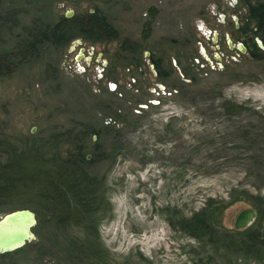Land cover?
<instances>
[{
  "label": "rangeland",
  "instance_id": "1",
  "mask_svg": "<svg viewBox=\"0 0 264 264\" xmlns=\"http://www.w3.org/2000/svg\"><path fill=\"white\" fill-rule=\"evenodd\" d=\"M14 4L17 30L35 14L54 20L97 9L118 37H74L0 74V167L10 147L32 145L49 161L85 127V170L102 180L104 195L92 256L73 219L55 224L30 184L4 182L9 195L0 199V216L28 208L36 221L44 218L27 241H34L29 254L11 252L0 264H261L238 248L243 232H228L230 248L222 240L215 248L171 226L211 198L214 209L225 204L211 214L218 229L235 230V213L250 206L249 226L264 239V136L246 139L237 128L264 130V36L250 33L245 0H0L2 8ZM14 31L0 25V46L12 44ZM248 37L257 49L238 50ZM149 53L167 75L158 76ZM223 97L257 112L229 121L214 113ZM67 130L55 151L46 147Z\"/></svg>",
  "mask_w": 264,
  "mask_h": 264
},
{
  "label": "trees",
  "instance_id": "2",
  "mask_svg": "<svg viewBox=\"0 0 264 264\" xmlns=\"http://www.w3.org/2000/svg\"><path fill=\"white\" fill-rule=\"evenodd\" d=\"M245 2L247 4V10L244 14L245 23L253 24L249 28L252 36L263 38L264 0H254L253 3H250V0H245ZM20 10L15 7V4L11 8L0 6V25L9 23L10 28L15 30L12 44L8 47L0 46V74L9 72L20 63L37 59L45 48L63 47L69 39L74 37L89 41L112 40L118 37L117 29L97 9L74 13L70 16H65L62 13L54 20H49L43 16L38 17L39 15L35 14L17 30ZM250 45L254 49L258 47L254 42H251ZM252 54L256 55L253 51ZM210 108L214 109L213 106ZM216 108L214 113L224 116L229 121L247 112L251 114L257 112L253 106L251 107L245 102L225 97L220 98ZM258 117L264 121V115L260 112ZM238 126V132L243 138H252L253 135L258 134L261 137L264 136V130H253L248 125L244 126V123L237 125V128ZM86 130L87 128L83 127L75 131L73 136H70V130L57 131L53 134L49 142L46 143V147L52 148L53 151H55L58 144L55 141L56 138L59 139L64 134H67L66 136H70V138L66 142L68 145H66L67 147L64 148L63 152L56 151L51 157H48L50 162L45 158L43 159L42 153H39L38 149L32 147V145H27L17 152L15 148L10 147L8 161L4 167H0V199L9 195L6 192L7 189L4 190L5 186L2 185L4 182L6 188L8 186L16 187L21 182L30 184L35 189L36 195L34 197L36 199L41 198L44 201L43 204L41 203L42 208L54 217L51 221L55 224H63L73 219L74 224H78L81 230L85 231L84 244L87 248L92 249V256H96V240L98 239L96 228L100 204L104 195L101 186L102 180L85 170L84 165L89 161L86 158V147L84 146V133ZM218 202L219 205L214 209V206H211L214 202L211 201V198H208L203 206L190 211L186 216L180 217L176 225H173V222L170 221L171 226H175V228L194 238H205L206 242L214 245L215 248L218 247V240H222L223 245L230 248L233 241L231 240V234H228V232H243L241 238L236 239L238 248L244 253L251 252L253 253L252 256H259L261 264H264V239L259 233H256L254 228L248 225L239 230L234 228L235 230L226 232V230L218 229L213 224L211 214L213 211L220 213L225 206L223 201ZM257 211L258 219H261V208L258 207ZM42 218L44 217L38 219L32 226L33 232L39 230ZM33 243L26 241L13 250L0 252V258L6 257L11 252L27 256L30 252L27 247ZM73 245L74 242L72 241L66 243L71 251ZM35 250L39 253L38 249Z\"/></svg>",
  "mask_w": 264,
  "mask_h": 264
},
{
  "label": "water",
  "instance_id": "3",
  "mask_svg": "<svg viewBox=\"0 0 264 264\" xmlns=\"http://www.w3.org/2000/svg\"><path fill=\"white\" fill-rule=\"evenodd\" d=\"M64 15L70 16L71 14L69 11H65ZM75 41L79 40L75 39ZM227 43L231 47L230 41H227ZM238 47L241 51L244 50L241 43H238ZM80 50L81 48H79ZM87 157L88 154H86ZM255 215L256 212L253 207H242L235 213L232 227L240 229L248 226L254 220ZM35 221L34 212L28 208H16L3 213L0 216V252L13 250L31 240L34 237L32 226Z\"/></svg>",
  "mask_w": 264,
  "mask_h": 264
},
{
  "label": "flooded vegetation",
  "instance_id": "4",
  "mask_svg": "<svg viewBox=\"0 0 264 264\" xmlns=\"http://www.w3.org/2000/svg\"><path fill=\"white\" fill-rule=\"evenodd\" d=\"M249 39H250V37H248L247 40L245 39V42H244V50L245 49H249V47H250ZM236 47L238 48V50H240L238 46H236ZM138 51L141 52V50H139V49H138ZM144 56L145 57H148L150 65L154 68V70L157 72V74H158L159 77L167 75V73H168L167 69H165L164 71H162V69H160L161 63H160L159 59L157 60L150 53L149 54H146ZM139 59H140V55L136 58V60H137L136 65H135L136 67L137 66L139 67V63H140V60Z\"/></svg>",
  "mask_w": 264,
  "mask_h": 264
}]
</instances>
